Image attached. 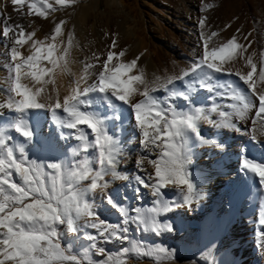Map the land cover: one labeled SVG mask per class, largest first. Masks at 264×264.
Returning a JSON list of instances; mask_svg holds the SVG:
<instances>
[{
	"label": "snow or ice",
	"instance_id": "snow-or-ice-1",
	"mask_svg": "<svg viewBox=\"0 0 264 264\" xmlns=\"http://www.w3.org/2000/svg\"><path fill=\"white\" fill-rule=\"evenodd\" d=\"M74 2L55 0L61 7ZM11 3L17 10L26 4L29 16L45 19L49 11L55 10L49 0H11ZM65 23L61 20L56 24L45 41L33 39L35 32H26L22 24H9L7 19L0 33L10 42L3 65L7 87L0 89L6 96L0 103V264H128L132 253L172 260L173 250L131 245L127 235L129 225L155 235L174 231L173 225L158 217L183 207L191 210L202 199V190L189 168L193 149L214 143L202 135V121L214 131L228 129L253 141L257 138L256 132L264 135V91H257L254 79L257 64L252 55L244 56L247 47L236 37L212 48L205 39L203 54L194 59L190 68L178 76L164 81L156 77L149 83L137 68L139 56L124 63L120 60L125 54L123 51L110 50L102 64H85L84 74L62 99L58 94L55 100L51 96L42 99L45 86L55 83L57 70L67 71L72 37L69 35L63 48L62 41L57 43ZM204 25L202 18L199 27L203 29ZM30 41L32 54L25 56L21 48ZM115 47L113 40L110 48ZM237 58L246 59L250 68L246 74L225 67ZM95 67L99 68L98 72L89 71ZM220 76H235L241 83L221 80ZM258 79L264 82V66L259 69ZM177 81L182 82L183 88L177 87ZM161 90L164 95H154ZM198 90L211 94L207 98L210 104H195L193 95ZM137 96L142 98L137 100ZM215 98L227 99L228 110ZM178 99L186 102L183 108L177 105ZM254 108L257 110L251 120L252 127L242 126L240 122L246 121ZM48 114L58 128L69 130L61 131L59 139L78 142L72 154L79 159L29 155L25 144L37 139L49 120ZM214 115L219 119H214ZM12 133L22 137L23 142ZM136 141L145 155L136 159V171L130 178L117 169L122 163L121 157L130 155L125 151L126 145ZM216 146L221 147L222 143ZM153 154L158 158L152 159ZM240 155L241 171L258 178L264 194V161L256 162L243 153ZM145 159L153 166L154 176L139 174L144 170ZM108 176L136 185L133 191L137 199L141 198V187L149 189L153 206L147 210L133 207L134 214L130 215L129 209L118 203L111 192L104 191L109 188L110 181L105 179ZM84 181L88 183L85 185ZM168 185L177 187L180 199L166 197L162 190ZM97 189L107 204L119 211L122 217L119 224L101 218L95 199H90ZM59 226H64L66 232ZM66 235L91 243L87 249L75 250L74 241L65 240ZM113 240L131 246L121 248L116 256L98 246L100 242ZM259 247L264 250V240ZM89 249L104 258L92 259L87 254Z\"/></svg>",
	"mask_w": 264,
	"mask_h": 264
},
{
	"label": "rangeland",
	"instance_id": "rangeland-1",
	"mask_svg": "<svg viewBox=\"0 0 264 264\" xmlns=\"http://www.w3.org/2000/svg\"><path fill=\"white\" fill-rule=\"evenodd\" d=\"M123 1L126 4L125 9L117 6L113 0H75L70 6L64 7L57 5L55 0H49V3L53 5L55 10L49 11L47 19H45L36 15L29 16V10L26 4L22 9L17 10L12 5L11 0H7L4 3L6 5L5 8L0 10V33H2L3 23L6 18L7 22H10L9 24H22L26 32H35L36 35L33 39L45 41L47 37L51 36L56 24L63 20L66 22L63 27V35L58 37L57 43L61 44L62 41L63 44L61 47L63 48L67 44L69 35H71L72 47L74 46L75 48L77 46L75 50L78 52V62L81 65L80 68L83 74L85 64H102L106 60L110 50L116 53L123 51L125 54L120 60L124 63H128L139 56L140 59L138 60L137 68L140 70L145 67V57L142 54H146L147 52L154 67L158 68L160 66L163 69L162 74H165L166 79L170 77V74L173 77L176 76L174 69L178 66L177 63L183 66H178L179 68L190 66L188 64L194 61V57L197 58L203 54V42L205 39H207L209 48H212L222 46L229 39L236 37L240 44L247 45L246 47L249 48L252 47V53H254L257 62H259L262 51L264 50V0ZM178 12H180L182 17H192L194 15L199 17V21L202 18L205 19L204 28L201 29L198 23L195 36L190 37L176 26ZM76 20H81L85 29L88 30V35L86 34L87 36H85L86 39L85 37L77 38L75 30ZM130 28L136 36H126L127 30ZM213 33H216V35L213 36ZM246 37L247 39H245ZM113 40L116 41L115 49L110 48ZM136 42L140 46L139 54L134 49ZM7 46H10L9 40L0 34V59L7 53ZM26 46H28V53L32 54L30 51L31 41ZM96 57H99V60ZM67 59L69 61V58ZM48 66L50 67V65ZM67 71L57 70L56 74L61 77H68V74L70 75L71 73L68 84L74 85L76 76L70 69L67 68ZM89 71L98 72L99 68L95 67ZM136 74H139V72ZM255 77L257 78V76ZM219 79H231L237 84L241 83L235 76H220ZM24 82L31 83L29 80H25ZM176 84L178 87H183L180 81H177ZM1 85L5 87L1 86L3 88L0 87V89L6 88L7 80L3 83L1 82ZM160 95L162 96L164 93H160ZM210 95L205 90H198L193 95V100L196 105H208L211 103L207 99ZM215 99L219 100V98ZM228 102L227 99L219 100V103L224 106V110H228L226 108ZM176 103L181 108L186 104L183 99H178ZM256 110L255 108L252 109L248 114V119L240 122L242 126L252 127L251 120L255 117ZM48 115L49 120L39 136H43V140L49 142L51 140L49 139L51 138L50 136L53 135L54 137L52 139L55 138L53 144V147L55 146L54 151L58 156L67 158L72 154V148L78 142L74 139H59V134L62 129L59 132V129L53 127L50 114ZM213 118L219 119L216 115ZM50 131L51 133H49ZM63 131L67 132L69 130L63 129ZM201 131L204 137L211 138L214 143L211 145H198L193 149L192 163L189 165V168L197 185L203 178L202 174L207 172V167L204 162H208L205 160H209L210 158L216 160V165L220 164L223 158H232L241 166L242 159L240 154L243 153L249 158H254L256 162H261L256 159V154L253 151L254 145L264 140V135H261L259 132L255 133L257 138L253 141L250 137L243 136L240 133L228 129H226V132L225 129L214 131L211 125L203 121L201 122ZM230 132L232 134L230 139L225 140L223 138V140L222 137L221 139L215 137L219 133L224 135V133L230 134ZM12 134L16 135L19 142H23V138L19 137L18 134ZM35 142L39 144L37 140L30 144H25L29 155L33 158V151L38 147ZM221 143V147L216 146ZM132 145L136 151L131 157L132 164L128 173L130 178L131 173L136 171V159L140 155H145L140 149L138 141L133 142ZM88 155H92V153ZM73 157L75 159L80 158ZM151 158L157 159L158 156L152 155ZM143 169V171L139 172L141 176L148 174L154 176L155 170L148 162V159L144 160ZM105 179L110 181V176L105 177ZM111 183L109 185L110 187L104 191L111 192L116 199L118 198L117 202L122 203L128 208L130 215L134 214L131 211L133 207H143L147 210V208L153 206L154 198L151 196L149 189L141 187V198L137 199L133 191L136 185H130V181L127 182L128 184H121L120 182L119 184L118 181ZM162 191L171 200L180 199L179 190L174 185H168ZM101 195V190L97 189L95 192V198H97L95 199L96 210L102 219L113 224H119L122 220L119 211L108 205L106 199ZM202 199L207 200V196H202ZM246 204H248V200H246ZM205 207H207V204H203L202 200H200L198 203L192 205L191 210L183 207L158 217L159 220L167 222L174 227V231L169 232L165 230L160 235H155L151 232L145 233L135 225H129L130 230L127 235L130 238L131 245H139L145 249L151 248L153 245L156 247L162 246L166 249L173 250L175 252V258L167 260L163 256L159 258L156 256L152 258L140 257L132 253L128 264H251V259L243 262L240 260L242 249L250 239L248 236V224L244 220L241 223L239 218H233V215L224 212V210H228L225 206L222 212L218 213L215 220L210 219L206 215ZM59 227L61 231L66 232L64 226ZM87 231L94 232L92 229H88ZM230 238L236 242L235 245L232 242L230 243ZM65 240H73V248L75 250L87 249V246L91 243L84 239H77L75 235H66ZM131 245L116 240L110 243L100 242L98 244V246L106 248L113 256H116L121 248L130 247ZM87 254L94 260L104 258L98 255L94 249H89ZM259 264H264L263 256L260 257Z\"/></svg>",
	"mask_w": 264,
	"mask_h": 264
},
{
	"label": "bare ground",
	"instance_id": "bare-ground-1",
	"mask_svg": "<svg viewBox=\"0 0 264 264\" xmlns=\"http://www.w3.org/2000/svg\"><path fill=\"white\" fill-rule=\"evenodd\" d=\"M113 1L117 4V6H120L122 9H125L126 4L123 0H113ZM5 2H7V0H0V10H2V8H5L6 6L4 4ZM80 19L82 20V18ZM81 20H78V21L76 20L77 22L75 24L77 38L78 37L82 38L88 35L87 34L88 30L85 29V26H83V24L81 23ZM198 23H199L198 16L192 15V17H189V16L182 17L180 15V12H178L176 26L179 29H181V31L187 33L190 37L195 36V31L197 30ZM127 35L136 36L134 31L131 28L127 30L126 36ZM75 48H77V46H75ZM75 48L73 46L69 50V54H68L69 61H68L67 68L70 69L75 74L76 76L75 81H76L83 75L82 73L83 71L80 68L81 65L78 62L79 56ZM134 49L137 54L140 53L139 43L136 42V44L134 45ZM28 51H29L28 46L26 45H24L23 48H21V52L25 56L30 55ZM253 54L254 53H252V47L250 48L247 47V52L244 53V56L247 57L248 55H252L253 62L257 64V75H256L257 78L254 76L255 79H257V91H264V82H261L258 79L259 69L262 66H264V64H262V61H264V50L262 51L259 62L256 61L257 59L255 58V55ZM142 55L145 57V60H144L145 67L142 69L144 78L149 83H152L153 81H155L156 77H159L161 81L166 80L165 74L164 75L162 74L163 69L160 66L158 68L154 67L152 60L149 58V54L146 52V54H142ZM6 59H7L6 54L3 55L0 59V87L4 86V85H1V82L3 83L5 82V80H7V72H6V69L3 67ZM193 59H195V57ZM191 64L192 63L190 62V64L188 65L191 66ZM177 65L181 66L182 64L177 63ZM178 66L174 69V74L176 76L180 75L183 70L190 68V66H187L184 68H181L183 66H181L180 68ZM225 67H230L233 70V72L239 70L240 72L244 74H246L250 70V68L248 67L246 63V59L244 58H237L234 61H232L230 64L225 65ZM70 75L68 74V77L67 76L61 77L60 75L55 74V83L54 84L49 83L48 85L45 86V91L42 92L41 98L46 99L48 96H51L53 100H55L58 94L59 97L62 99L63 96L69 93L71 87L74 86V85L68 84ZM170 77H173V75L170 74ZM179 87L183 88L182 86H179ZM160 93H163V91L161 90L157 93H154V95L161 96ZM141 98L142 97L137 96L136 99L139 100ZM5 100H6V96H4L2 92H0V103H3ZM5 111L7 110L5 109ZM51 124L53 125V127H56L57 129H59V132H60L61 130L60 128H58L53 122H51ZM225 132H226V129H225ZM49 133H51V131ZM231 136L232 134L230 132V134L224 133V135L219 133L215 137H217L218 139H221L222 137V139L224 138L226 140V139H230ZM42 137L43 136L38 135L36 139L39 142V144L35 142L38 145V147L36 150L33 151L34 158L35 157H40V158L49 157L50 158L53 156H58L56 152L54 151L55 146L53 147L55 138L52 139V137L54 136L53 135L50 136L51 140H49V142H47L46 140H43ZM36 144H35V148H36ZM132 144L126 145L125 151L129 152L130 156L129 155L122 156L121 157L122 163L119 165L117 169L118 171L126 175H129L128 174L129 169H131V164H132L131 157L133 154H135V151H136V149L133 147ZM253 151L256 154V159H258L259 161H264V140L255 144L253 147ZM67 159H75V158L71 154L69 157H67ZM205 161H208V162H204L205 166L207 167V172L202 174L203 178L198 183V187L202 190V193H203L202 196L204 195L207 196V200L201 199L203 204H207V207H205L206 215H208L210 219L215 220L218 213L222 212V209L225 206V208L228 210L227 211L224 210V212H227V214L229 215H233L234 216L233 218L235 217L239 218L241 223L244 220L248 224L247 227H249L248 236L250 237V239L248 243H246L245 247L242 249V252L240 254V260L243 262V261H246L247 259H251L252 260L251 264H259L260 257L262 256L264 257V250H262L259 247L262 240H264V235H262L264 234V194H262L261 186L257 182L258 178H254L253 175L250 173L246 174L245 172H242L241 166L238 164V162L235 159H232V158L230 159L223 158V160H221V163L217 165L215 164L216 160H212L211 158ZM109 180H110L109 185L112 184L111 182H116V181H118V183L120 182L121 184H126L128 182V181H123V180H114L111 176ZM82 183L86 185L88 181H84ZM90 199H97L95 198V193L90 196ZM116 200L118 201V198ZM246 200H248V204H246ZM201 208H202V205H201ZM229 241L230 243L232 242L234 245L236 244V242L232 238H230Z\"/></svg>",
	"mask_w": 264,
	"mask_h": 264
}]
</instances>
